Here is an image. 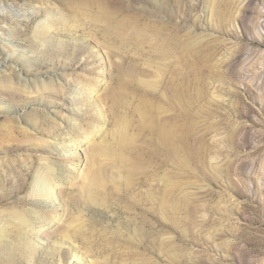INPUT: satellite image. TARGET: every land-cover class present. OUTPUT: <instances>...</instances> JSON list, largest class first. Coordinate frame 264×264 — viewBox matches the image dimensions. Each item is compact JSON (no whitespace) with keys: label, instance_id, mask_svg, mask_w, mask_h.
Masks as SVG:
<instances>
[{"label":"rangeland","instance_id":"1","mask_svg":"<svg viewBox=\"0 0 264 264\" xmlns=\"http://www.w3.org/2000/svg\"><path fill=\"white\" fill-rule=\"evenodd\" d=\"M0 264H264V0H0Z\"/></svg>","mask_w":264,"mask_h":264},{"label":"bare ground","instance_id":"2","mask_svg":"<svg viewBox=\"0 0 264 264\" xmlns=\"http://www.w3.org/2000/svg\"><path fill=\"white\" fill-rule=\"evenodd\" d=\"M164 130H166V129H162V134L164 136H168V134ZM172 140H173V135H170L169 134V136L167 138L168 143H170ZM105 152H107V151H104V149H101V148H95V147H93V149H92V155L94 154V158H96L97 155L103 154ZM99 180H100V182H99ZM100 183H101V177L99 175H94V176H92L90 178V188H89V192H90V194L92 196H93V189H94V187L95 186L98 187L100 185Z\"/></svg>","mask_w":264,"mask_h":264}]
</instances>
